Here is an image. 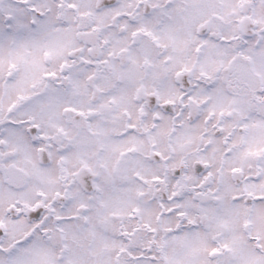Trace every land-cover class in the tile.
I'll list each match as a JSON object with an SVG mask.
<instances>
[{
  "label": "snow or ice",
  "instance_id": "6c2138e0",
  "mask_svg": "<svg viewBox=\"0 0 264 264\" xmlns=\"http://www.w3.org/2000/svg\"><path fill=\"white\" fill-rule=\"evenodd\" d=\"M0 264H264V0H0Z\"/></svg>",
  "mask_w": 264,
  "mask_h": 264
}]
</instances>
